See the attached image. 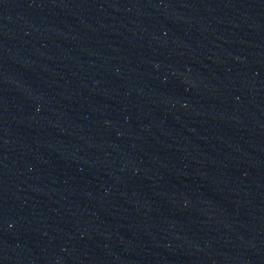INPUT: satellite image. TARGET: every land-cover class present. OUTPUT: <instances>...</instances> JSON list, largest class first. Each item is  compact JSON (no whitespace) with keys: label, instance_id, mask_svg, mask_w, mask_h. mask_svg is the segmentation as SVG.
Returning a JSON list of instances; mask_svg holds the SVG:
<instances>
[{"label":"water","instance_id":"1","mask_svg":"<svg viewBox=\"0 0 264 264\" xmlns=\"http://www.w3.org/2000/svg\"><path fill=\"white\" fill-rule=\"evenodd\" d=\"M0 264H264V0H0Z\"/></svg>","mask_w":264,"mask_h":264}]
</instances>
